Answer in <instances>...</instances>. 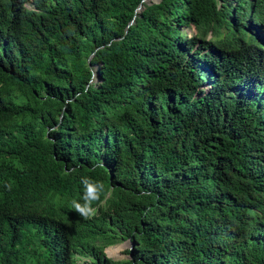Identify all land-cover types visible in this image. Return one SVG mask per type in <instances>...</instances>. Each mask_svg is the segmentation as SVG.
<instances>
[{"label":"trees","instance_id":"1","mask_svg":"<svg viewBox=\"0 0 264 264\" xmlns=\"http://www.w3.org/2000/svg\"><path fill=\"white\" fill-rule=\"evenodd\" d=\"M78 258L264 264V0H0V264Z\"/></svg>","mask_w":264,"mask_h":264},{"label":"rangeland","instance_id":"2","mask_svg":"<svg viewBox=\"0 0 264 264\" xmlns=\"http://www.w3.org/2000/svg\"><path fill=\"white\" fill-rule=\"evenodd\" d=\"M152 1H156V0H152ZM184 32L186 33V35H190L194 32L193 29H189V28H184L183 29ZM208 37V35H207ZM114 245H120L114 249H112L110 252H109V255L106 253V255L112 259H122V258H126L127 257V254L125 253V250L127 248H130L131 247V244L129 243V241H121V242H117V243H114L112 245H109L107 247H110V246H114ZM106 247V248H107ZM105 248V250H106ZM87 258H78V260L76 261V264H87Z\"/></svg>","mask_w":264,"mask_h":264},{"label":"clouds","instance_id":"3","mask_svg":"<svg viewBox=\"0 0 264 264\" xmlns=\"http://www.w3.org/2000/svg\"><path fill=\"white\" fill-rule=\"evenodd\" d=\"M28 7V4H25ZM191 29V28H189ZM97 189V196L95 197L96 199L99 198V193L103 190V185L102 184H97L95 185ZM6 188L8 190H11L10 185H6ZM73 209L80 215L84 216V218H91L96 215V210L92 207V199L85 197V202L83 205L80 203L73 202Z\"/></svg>","mask_w":264,"mask_h":264},{"label":"water","instance_id":"4","mask_svg":"<svg viewBox=\"0 0 264 264\" xmlns=\"http://www.w3.org/2000/svg\"><path fill=\"white\" fill-rule=\"evenodd\" d=\"M143 1H147V0H143ZM138 8H140V6H138ZM138 8H137V9H138ZM125 241H128V240H124V242H125ZM129 243L132 245V242L129 241ZM106 247H107V246H106ZM106 247H105V248H106ZM105 248L103 249V251H104L105 256H107V255H106V250H105ZM107 257H108V256H107Z\"/></svg>","mask_w":264,"mask_h":264}]
</instances>
